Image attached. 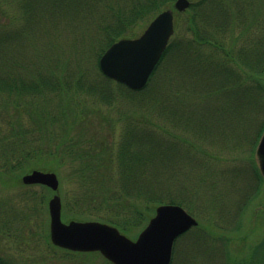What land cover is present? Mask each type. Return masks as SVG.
<instances>
[{
    "label": "rangeland",
    "instance_id": "374dc122",
    "mask_svg": "<svg viewBox=\"0 0 264 264\" xmlns=\"http://www.w3.org/2000/svg\"><path fill=\"white\" fill-rule=\"evenodd\" d=\"M146 1L34 0L33 3L32 0H0V75L11 79L16 75L33 77L38 73L61 75L64 79L69 75L73 78L68 77L70 80H85L84 88H88L87 84L96 85V91L93 88L91 92L84 89L57 94L44 91L43 95L25 96L20 107L4 102L2 99L7 98L8 93L2 92L0 108L5 110L0 111V121L7 130L8 127L25 130L26 136L16 139L12 135L7 141L8 148L15 153L23 149L31 151L38 143L34 140L38 139L39 146L44 149L55 151L60 140H68L65 150L75 149L71 155L66 152L61 162L42 157L35 163H40L39 167L32 166L56 172L64 221L72 218L66 215L65 198L70 204L76 200L78 207L86 212L91 209L78 197L88 189L93 178L85 185L76 178L74 170L79 163L74 161V155L82 154L98 169L99 153L112 154L116 167L111 170L112 177L107 185L121 196L117 155L128 126L133 130L131 133L148 136L161 149L173 146V156L169 160L160 162L157 159L148 168L146 164L137 167L138 162H133L136 167L132 169L139 170L138 175L142 173L140 183L143 179L144 185L151 184L154 189L163 185L166 189L161 191H168L163 192V202L169 201L166 193L174 195L175 203L192 213L199 222L191 232L175 240L171 264H190L192 260L195 264H205L197 252L203 251L209 242L202 241L204 235L200 228L207 224L216 228L214 222L208 223L207 213L237 214L242 208L243 214H250L255 213L258 204L264 203V187L259 186L258 199L255 191L248 187L253 148L264 125V0H191L200 2L202 7H210L208 21L199 23V29L221 48L197 45L189 29L191 13L183 12L176 18L172 37L176 52L173 50L165 56L143 89L131 90L108 80L99 71L96 53L110 35L116 39L137 37L144 30L153 17L152 7L141 15L137 10H141ZM27 12H30L29 19ZM253 15L257 17V24L255 21L252 26L245 27V22ZM192 41L191 46L201 53L206 69L199 74L189 71V62L185 65L183 57L177 55ZM246 50H250L248 54L254 51L259 54V67L254 68V73L249 72L253 67L243 63ZM30 99L45 103L50 114L57 116L63 111L49 129L40 130L24 118L21 123L17 122ZM85 140H90L91 145H86ZM95 141L107 146V151H104L106 147L98 148ZM140 150L146 153L152 147L141 146ZM130 151L129 156H133L132 146ZM25 169H16L12 174L14 181L19 177V183L4 186L0 181V221H9L8 234H0V260L11 264H82L89 258L90 263L102 262L103 256L98 252L68 253L46 244L44 234L48 232L49 236L48 200L51 195L44 197L46 192L40 185L22 184L21 176L32 168ZM132 196L129 191V198L135 199ZM243 202L246 205L241 207ZM109 203L99 204L96 200L92 206L97 208L91 211L107 215L111 212ZM261 211L258 209L259 215L263 214ZM141 228L135 227L129 236L135 238ZM201 236L203 239L197 240Z\"/></svg>",
    "mask_w": 264,
    "mask_h": 264
},
{
    "label": "trees",
    "instance_id": "16d2710c",
    "mask_svg": "<svg viewBox=\"0 0 264 264\" xmlns=\"http://www.w3.org/2000/svg\"><path fill=\"white\" fill-rule=\"evenodd\" d=\"M32 2L34 3V0H32ZM173 2L174 0H147L146 3L142 5L141 10H137V14L141 15L144 12V10H146V12L150 11V8L152 7L151 12L154 16L156 13H158L159 11L165 8H168V7L172 8ZM209 8L210 7H206V8L202 7L200 5V2H196V3H192L190 7L184 13H189V12L191 13L189 20H188L189 27H190L189 29L192 31L193 41L197 43V45H211L216 48H221L220 44L211 42L208 38L209 35L207 36L205 34H202L199 29V25H200L199 23H204L205 20L208 21V17H209L208 15L210 14ZM32 10L33 8L31 9V11ZM241 13L244 14V11H241ZM181 14L182 13H176V18H178V16ZM29 15H30V12H27L28 19L30 18ZM26 22H27V19L25 23ZM245 23H246L245 27L247 25L252 26L253 23L257 24V17L253 15ZM242 34H243L242 36H244L245 32H243ZM18 35L22 37L21 33H18ZM172 37L161 57L160 62L156 66L151 76H153V74L156 72L158 67L161 66L162 62L166 58L165 56H167V54H169L171 51L177 49L175 42H173L172 40ZM115 39L116 38L110 35V37L101 44L99 51H97L96 53V63L98 62L100 55ZM235 40L236 38H234L233 41L235 42ZM193 41L192 43L187 42L185 44L186 47L184 48V51L181 49L180 53L177 52V55L178 56L181 55V57H183V63L185 65H187V63L189 62V71L191 72L193 71L192 73L194 74H199L202 71H205L206 69L203 66L204 63H202L201 53L197 49L193 50V47L191 46V44L193 45L194 43ZM242 49L245 50L244 47H242ZM249 51L247 50L245 51L246 58H244L243 63L248 67H253V69L259 67L258 62L260 60V57H259L258 52L254 51V54L253 52H251V54L250 53L248 54ZM226 54L229 55V52H226ZM249 55L250 57L248 58ZM190 62L192 63V65L190 64ZM263 67H264V63H263ZM185 68L187 67L185 66ZM241 69L243 70L244 68H241ZM262 70H259V72H261ZM65 76H67V78L64 79V77H61V75L54 76V75H49V74L38 73L33 77L16 75L17 78L15 77L11 79L10 76H6L2 74L0 75V93L2 92L8 93L6 96L7 98L2 99V100L6 103L7 101H9L12 104H15V107H20V103L22 104V101L24 100L25 96L30 97L32 94H37V95L42 94L43 95L44 91L52 92L56 94L62 91L64 93L72 92V91L76 92L77 90L79 91L80 89L81 90L84 89L85 91L91 92L93 88L96 91L95 84H87L88 88H84L83 86L86 83L85 80H82L81 78L70 80V79H73L71 78V76L69 75H65ZM68 77H70V79H68ZM107 79L111 81V79L109 78ZM3 109L5 110V108H0V111ZM62 112L63 111H60L58 112V114ZM22 113H23V116L20 115L19 119H17L18 123H21L22 118H24L26 120H29L30 123L38 126L40 130L49 129V125H52L53 121H55L58 116V114L57 116L52 113L50 114L49 110L45 107V103H42L40 100L31 101V99L26 103V107ZM9 123H13V122H9ZM129 127L130 126H128V128L125 130L126 132L124 133V136H123L124 141L122 142L120 146L119 155H117L118 163H120L118 165L120 169L119 175L122 181V185L121 187H119V190L121 191V196L117 195V193L112 188V186L107 185V183L110 181L109 178L112 177L111 173L113 169L116 167L113 164L114 158L112 154L109 153L110 155H108L105 153V156H104L99 153L101 158L99 160V163H100L99 166L97 165L98 169L90 165V163H88L87 159L83 157L82 154L80 155L77 154L78 157L74 155V161H78L79 163L78 168L74 170L76 178L84 185L87 182L91 181L93 178L88 189L84 193H82L80 197H78L82 201L84 200V202H87V204L90 206L87 208H91V209H89L90 211L86 212L85 211L86 209L82 207H78L76 200H73V203L70 204L68 203V201H66V198H65L64 208L67 209L66 215L72 218H75V219H80V220H85L87 218H90V216H93L94 219L112 224L118 227L125 234L131 235L132 233L131 231L134 230L135 227H143L146 224L148 219L154 213V209L156 205L160 203H165L163 202V199H164L163 192H168V191H161L164 188L163 185L160 186L159 188L154 189V187L151 186V184L144 185L143 179H142V182L140 183V176L142 175V173L140 172L141 174L138 175L139 170L136 169L137 172H134L132 168L136 166L138 167V165L139 167H141L142 166L141 164L143 165L146 164L148 168L151 163L155 164V161L157 159L159 161L161 160L162 162H164L165 160H169L171 156H173L172 152L174 151L173 150L174 147L166 146L163 149H161L159 148L157 144H154L153 142L155 141L149 139L148 136H139L137 134L131 133L133 130L130 131L131 128ZM24 131L25 130L21 128H18L17 130L15 127H11L10 129L8 127V130H7L4 124L0 121V156L3 157V164L0 165V181L4 186L13 185V183H19V180H18L19 177H16L15 181L13 180L12 174L14 173L16 169H23L26 167V169L24 170L26 171L28 169L33 168L34 166L39 167L40 163L38 164H35V163H37L36 161L39 162V160H41L42 157H46V158L52 157V159L54 160L57 159L58 161L61 162L62 160L60 159H64L66 152L68 153V155H71L75 151V149H72L71 147L65 150V145H66L65 143L68 140L67 141L60 140L59 142H57L55 146L56 148L55 151H52L50 148L48 149V147L44 149V146H39L40 139L34 140L35 142H38V143L34 144L35 147H32L31 151L24 150V149L20 150L17 153L11 151L8 148L10 144H7V141H9V137H11L12 135L15 136L16 139H18L19 137H24L26 136V133ZM34 135L33 137L35 138L36 136ZM89 141L90 140L88 141L85 140V144L88 145L89 143V145H91V142ZM76 143L77 145L79 144V139L77 140ZM62 144H63V148L61 147ZM92 144L94 145V148H95V144L93 141H92ZM96 146H98V148H103V149L104 147H106L104 151H107V146L105 145H102V144L100 145V143H96ZM131 146L133 150L135 149L133 156H129V154L131 153L130 151ZM141 146L152 147V150L146 151V153L144 151L143 153L140 150ZM153 148L156 149V152L153 151ZM58 150H60V152H58ZM34 160L35 162H33ZM133 162H138V164H136L135 166L132 164ZM142 162H145V163H142ZM54 168L57 169L56 166ZM135 174L139 176V182L137 179V175ZM136 180H137L138 185H136ZM41 187L44 188L46 192L44 194L45 195L44 197L47 198L52 192L51 189L43 185ZM129 191L133 195L132 199L133 197H135V199L131 200L129 198ZM166 194H167V199L169 200L166 203H175L176 199L174 198V195H170L168 193ZM97 196L100 197V199ZM32 199L36 200V198L33 196H32ZM96 200H97V203L104 204V205H106L105 203L110 202L109 205H107L109 206V209L108 208L107 209L110 210L111 212L107 213V215L104 214V216L95 214V210L97 207L92 206V203L95 202ZM137 201L138 202L143 201V202L136 203ZM92 208L95 210L91 211ZM115 208L116 210H114ZM8 223H9L8 219L7 220L4 219V221L2 222L0 221V234L7 233ZM44 239L47 245H49L50 247L52 246L54 248L56 247L50 242L48 232L44 234ZM65 251L68 253H72L67 250ZM79 254L89 255L92 253H79ZM2 261L0 260V264H11V263L5 262V260H2ZM89 261H90V258L88 259V262L85 260V262L82 264H112L104 258L102 259V262L100 263H94V262L90 263Z\"/></svg>",
    "mask_w": 264,
    "mask_h": 264
},
{
    "label": "water",
    "instance_id": "95a60500",
    "mask_svg": "<svg viewBox=\"0 0 264 264\" xmlns=\"http://www.w3.org/2000/svg\"><path fill=\"white\" fill-rule=\"evenodd\" d=\"M190 0H175L174 8L181 12ZM174 31V12H159L143 32L134 38L114 41L99 58V67L108 77L132 89L145 86ZM256 156L264 176V130L256 147ZM24 184H42L56 191L48 201L49 237L53 245L75 252H100L114 264H169L175 238L196 225V219L182 206L164 203L135 239L116 226L97 220L61 218L62 202L57 193L59 180L54 171L33 169L22 175Z\"/></svg>",
    "mask_w": 264,
    "mask_h": 264
},
{
    "label": "flooded vegetation",
    "instance_id": "af4514ba",
    "mask_svg": "<svg viewBox=\"0 0 264 264\" xmlns=\"http://www.w3.org/2000/svg\"><path fill=\"white\" fill-rule=\"evenodd\" d=\"M253 70L250 69V73H253ZM256 145L257 142L253 148L254 160L251 164V183L248 186L255 191V198L258 197L259 186L264 187V177L259 170L256 156ZM243 205L245 206L246 202H243L241 207ZM258 209L262 210L263 214L259 215ZM239 210L237 214L228 212L207 213L208 223L213 224L214 222L216 228H210L208 224L205 228H200L204 235L202 241L205 244L209 242L203 251L197 252L198 257L204 260L205 264H264V203L256 206L255 213L253 211L250 214H243L242 208ZM197 226L189 229V232ZM200 239H203V236L197 240ZM199 246L200 244L197 249ZM190 264H195L194 260Z\"/></svg>",
    "mask_w": 264,
    "mask_h": 264
}]
</instances>
